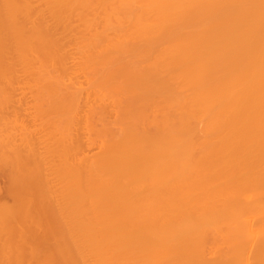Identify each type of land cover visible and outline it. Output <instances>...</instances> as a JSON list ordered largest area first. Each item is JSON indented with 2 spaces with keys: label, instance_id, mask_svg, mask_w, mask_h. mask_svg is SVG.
Returning <instances> with one entry per match:
<instances>
[{
  "label": "bare ground",
  "instance_id": "6f19581e",
  "mask_svg": "<svg viewBox=\"0 0 264 264\" xmlns=\"http://www.w3.org/2000/svg\"><path fill=\"white\" fill-rule=\"evenodd\" d=\"M5 102L0 264H264V0H0Z\"/></svg>",
  "mask_w": 264,
  "mask_h": 264
},
{
  "label": "rangeland",
  "instance_id": "374dc122",
  "mask_svg": "<svg viewBox=\"0 0 264 264\" xmlns=\"http://www.w3.org/2000/svg\"><path fill=\"white\" fill-rule=\"evenodd\" d=\"M44 12H46V11H44ZM45 17H46V19H47V16H45ZM37 21H38V19H37ZM24 22H25V24L27 25L26 21H24ZM7 24H8V23H7ZM4 25H6V24H4ZM9 25H10V24H8V25H6V26H9ZM14 50H15V49H14ZM14 50H13V53H15ZM44 57H45V58L43 59V60H44V61H43L44 66H46V65L48 66V62H49V60H48V58H47V55H46V56L44 55ZM35 60H36V59H35ZM35 60H33L32 62H30L29 65H33V66L38 65V66H39V64H38L39 61H38V63H37V62H35ZM46 60H47V61H46ZM36 61H37V60H36ZM40 61H41V60H40ZM45 61L47 62V64H45ZM17 62H18V61H17ZM31 63H32V64H31ZM16 66H17V65H16ZM38 66H36V67H38ZM47 66H46V69L44 68V69H45L44 73H45V72L47 73V68H48ZM40 67H41V66H40ZM33 68H34V67H33ZM33 68H32V66H30V67L28 68V70H27V71H28V76H29V77L25 78L26 80H23L24 78L22 79L23 81H25V83H27V82L32 83V87H29V88H28V86H29L28 84H29V83L27 84V85H28V86H27V89H28L27 92H28V91L30 90V88H31V91H29L31 94L28 92V94H30L31 96L28 95V94H26V95L24 96L26 99H23V100H24V101L27 100V103H28V104H29L30 101H31V102H32V103H30L31 105H34V104L36 103L34 106H31V105H30V108H31L30 110H32L33 108L36 110V109L38 108L37 106L39 105L38 103L42 102V103H40V104H44V103L46 102L47 104L45 103V104H46L45 107H46V109H47V111H48V109H50V108H49V106H48L49 103L47 102V98H48L47 95L49 94V93H48L49 91L47 92V90H49V89H47V88H48L47 86H45V87H44V86L41 87V89H40L41 91L38 90L37 88H34V87L37 86V84H34L35 81L33 80V77H34V76H33V72H32V69H33ZM30 70H31V71H30ZM29 72H30V74H29ZM36 73H37V72H36ZM46 73H45V74H46ZM32 76H33V77H32ZM15 79H16V78H13L12 81H13V80L15 81ZM27 79L30 80V81H32V82L27 81ZM33 81H34V82H33ZM43 81H44V80H43ZM14 83H15V82H14ZM16 83H17V82H16ZM16 83H15V84H16ZM20 83H21V82H20ZM20 83L17 84L18 87L21 85ZM33 85H35V86L33 87ZM30 86H31V85H30ZM18 87H16V88H18ZM22 87L25 88L23 85H22ZM43 88H44V89H43ZM9 89H10V90H9ZM32 89H34V90H32ZM36 89H37V90H36ZM42 89H43V90H42ZM45 89H46V92L44 91ZM8 90H9V91H12V88H9V86H8V88H7L6 91H8ZM16 91H18V93L15 95V98L17 99V97L19 98V92H20V95H21V89H19V90L17 89ZM33 91H34V93H35L36 91H37V92L39 91V93H37V94L35 93V94H34V93H32ZM42 91L45 92V95H46L47 98L44 97V94H43ZM40 93L42 94L41 97H44L45 100H44V98H41V97H40ZM38 94H39V95H38ZM4 95H5V94H4ZM32 95H33V97H32ZM34 95H35V96H34ZM28 96H29V97H28ZM36 96H37V97H36ZM38 96H39L41 99H40ZM20 97H21V96H20ZM27 97H28L29 99H28ZM30 97H31V99H30ZM34 97H35V98H34ZM11 98H12V97H11ZM22 98H23V97H22ZM12 99H13V98H12ZM38 99H39V101H38ZM9 100H10V99H9ZM9 100H8V101H9ZM17 100H18V99H17ZM43 100H44V101H43ZM8 103H9V102H8ZM33 103H34V104H33ZM11 104H12V103L10 102V105H11ZM13 104H14V103H13ZM28 104H26V105L29 106ZM37 104H38V105H37ZM4 105H6V106H5V109H4V108H3V109L1 108V109H0V112L2 113V111H4V112H6V114L3 113L2 116L4 115L5 117H6V116L8 117V115H7L8 112H10V114H12V117H11V116H9L8 118L6 117L7 119H9L10 117H11L10 119H14V118L17 117L16 115H18V117L21 116V115H20V114H22L21 112H19L20 114H19V113L16 114V113H17V112H16L17 110H16V111L13 110V109H14V108H13L14 106L9 108L10 105H9V104L7 105L6 102L4 103ZM4 105L2 104L1 107H3ZM26 105H25V106H26ZM36 105H37V106H36ZM7 106H8V107H7ZM47 106H48V107H47ZM45 107L43 106L42 109H44ZM8 108H9V109H8ZM11 108H12V110H10ZM46 109H44L43 111H45ZM8 110H9V111H8ZM35 110H34V111H35ZM14 111H15V112H14ZM18 111H20V110H18ZM32 111H33V110H32ZM37 111H38V109H37ZM37 111H36V112H37ZM47 111H46V112H43V113L41 112V115L39 114V112L37 113L38 115H37L35 112H32V113H35V114L37 115V119H38L39 117H42V116L44 115V116H46V117L43 118V119L47 120V119L49 118V116H50L49 114H51V110H49L48 112H47ZM12 112H13V113H12ZM8 114H9V113H8ZM10 114H9V115H10ZM15 114H16V115H15ZM42 114H43V115H42ZM0 115H1V114H0ZM13 115H15V116H13ZM19 115H20V116H19ZM39 115H40V116H39ZM44 116H43V117H44ZM18 117H17V118H18ZM39 119H40V118H39ZM45 130H49V124H48V127L44 128V132H43L42 136L45 135L44 133L47 134V132H46ZM18 132H19V131H18ZM18 132H17V133H18ZM48 133H49V132H48ZM17 135L20 136V134L18 133V134L15 135V138H16L15 141L18 142V141L20 140V137H18ZM34 136H36L35 133H34ZM34 136H33V137H34ZM40 136H41V135H40ZM28 137H32V136H27L26 138H28ZM18 138H19V139H18ZM35 138H36V137H35ZM35 138H31V141L33 142V143H32L31 141L29 142V143H31V146H32V144H33V146H34V143L37 145V143H36L35 141H38V140H37V138H36V139H35ZM29 139H30V138H29ZM32 139H34L35 141H33ZM45 139H46V138H45ZM13 141H14V140H13ZM27 141H28V139H26V142H27ZM29 143H28V144H29ZM99 143H100V144H99ZM101 144H102L101 139H96V142H95V143L92 145V147H91V153H90V150H88V152H89L88 154H91V156H92V155H95V154L99 153V152L101 151V147H102ZM93 146H94V147H93ZM22 147H25V146H22ZM22 147H21V148H22ZM23 149H24V148H23ZM25 149H26V148H25ZM96 150H97V151H96ZM92 152H93V153H92ZM9 166H10V165H6V164H5V165H2V170H1L2 174H0V186H1L0 188H1L2 191L5 190L6 193H7V194H6V193H5V194L8 195V196H6L5 194H3L5 191H4V192L0 191V192H2V195H5V196L2 198V200H0V202H5V201L7 200V202H9V204H10V203L12 204L13 201H14V200H13L14 198L11 197V198H13V199H11V198L9 197V196H10V195H9V194H10L9 191L7 192V189H8L9 186H10V184L8 183V182H10V181L8 180L7 177H10V178H11V174H10V171H11L10 169H11V168H10ZM0 167H1V166H0ZM4 167H5V168H4ZM7 167H8V169H6ZM22 168L24 169V167H22ZM0 169H1V168H0ZM3 169H6V170L4 171V173L7 171V174H6V175H3V174H4V173H3ZM9 170H10V171H9ZM20 174H21V173H20ZM7 175H8V176H7ZM5 176H7V177H5ZM5 179H6V180H5ZM7 180H8V182H7ZM2 183H3V184H2ZM4 183H5V184H4ZM8 184H9V186H6V187H7V189H6L5 185H8ZM4 188H5V189H4ZM8 193H9V194H8ZM2 195H1V197H2ZM11 196H12V195H11ZM1 197H0V198H1ZM8 197H9V198H8ZM3 199H5V201H3ZM12 200H13V201H12ZM7 202H5V203H7ZM52 216H53V215H51V216H50V215H48V216H47V215H43L42 218H40V219H43V218H44L43 221H45V223L47 222V224H43V225H44V226H43L44 228H47V226H49V225H55V224H54V221H55V220H54V217H52ZM34 217H36L35 219H37L39 216L34 215L32 218H34ZM49 217H50V218H49ZM51 217H52V218H51ZM50 219H51V220H50ZM49 221H50V222H49ZM50 223H51V224H50Z\"/></svg>",
  "mask_w": 264,
  "mask_h": 264
}]
</instances>
